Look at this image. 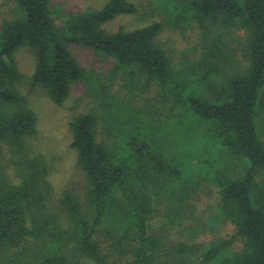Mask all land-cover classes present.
<instances>
[{
	"label": "trees",
	"instance_id": "obj_1",
	"mask_svg": "<svg viewBox=\"0 0 264 264\" xmlns=\"http://www.w3.org/2000/svg\"><path fill=\"white\" fill-rule=\"evenodd\" d=\"M10 1L14 16L0 31V264H264V0H158L164 21L115 32L106 26L138 13L131 0L65 15L52 0ZM193 23L203 51L174 64L158 38L166 24ZM234 30L246 34V66L232 72L225 33ZM73 45L110 59L109 76L82 66ZM22 47L36 56L32 86L56 106L78 83L92 104L69 124L86 203L66 192L61 217L48 209L49 166L29 151L38 121L17 86ZM118 78L128 97L113 90ZM153 87L161 95L152 102L143 96ZM188 115L195 120L185 125L180 116ZM199 172L214 182L219 214L244 246L231 253L232 240H218L196 259L198 247L180 244L164 259L153 220L162 213L168 225L184 221Z\"/></svg>",
	"mask_w": 264,
	"mask_h": 264
},
{
	"label": "rangeland",
	"instance_id": "obj_2",
	"mask_svg": "<svg viewBox=\"0 0 264 264\" xmlns=\"http://www.w3.org/2000/svg\"><path fill=\"white\" fill-rule=\"evenodd\" d=\"M106 1L52 0V7L61 12L62 15H65L88 9H101ZM131 1L137 5L139 9L138 13L136 15L118 17L106 26L108 31L115 32L121 28L130 31L147 26L154 21H164L165 7L160 1ZM14 8L15 3L13 1L0 0V31L3 23L13 18ZM61 19L57 21L58 24L65 26L64 20L66 18L62 16ZM211 27L215 32L219 29L216 25H211ZM225 36L228 42V50L232 57V68L229 69L232 72L233 70L235 71V68L240 67L242 69L246 66L243 59L245 32L234 30L230 33L226 32ZM158 40L166 49L174 64L185 61H196L203 51L202 30L196 23L186 26L184 29L174 28L166 24ZM70 48L82 66L103 75V77L109 76L107 74L114 66V63L110 59L101 58L91 49L79 45H73ZM16 59L22 75L17 86L27 96L29 105L35 112L38 121V136L29 141V151L32 155L38 154L43 156L49 166V180L52 184L53 192L49 198L48 209L52 214L61 217L60 203L66 192H70L83 203H86L88 185L84 173L78 166L77 152L72 147V134L69 124L77 114L86 111L92 104L86 97V85L78 83L73 86L71 95L66 103L61 107L56 106L43 88L32 86L31 79L36 64L34 51L30 47H22L17 51ZM124 85L125 83L118 78L113 89L120 99L124 96L128 97L129 94L126 89L123 90L122 87ZM160 95V89L153 87L149 93L144 94L143 98L153 102ZM143 98L139 97L137 99L138 106L144 103ZM180 120L185 125H188L195 118L188 115L185 119L184 116H180ZM201 131L202 133L205 132L204 129H201ZM204 134L209 135L206 132ZM206 138L208 137L206 136ZM192 141V143H196L195 138ZM207 141L212 142L211 139H207ZM194 152L190 151L188 154L193 158L191 168L196 172L197 159ZM207 158L210 157L207 156ZM199 174H196V176L201 178L202 184L198 193L187 204L184 221L180 220L177 225H168L167 223L170 220L164 218L162 213L153 220L154 226L157 228L156 233L163 241L164 253H162V256L164 259H167L175 246L180 244L198 247L200 252L196 254V259L203 255V252L212 242L218 240H232L229 248L231 253L242 250L244 246L243 240L236 236L235 227L225 221L219 214L221 200L214 182L205 176L204 172H199ZM104 246H107V243H104ZM77 260L79 264H95L85 257Z\"/></svg>",
	"mask_w": 264,
	"mask_h": 264
}]
</instances>
